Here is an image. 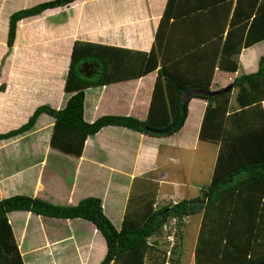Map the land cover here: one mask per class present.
<instances>
[{
  "label": "crops",
  "instance_id": "crops-1",
  "mask_svg": "<svg viewBox=\"0 0 264 264\" xmlns=\"http://www.w3.org/2000/svg\"><path fill=\"white\" fill-rule=\"evenodd\" d=\"M40 1L0 0V132L22 124L40 104L61 108L80 88L84 90L83 118L87 121L107 113L145 119L154 112L155 118L165 108L161 101L149 111L160 67L184 82L209 80L208 90L231 82L223 125L236 128L264 124V90L259 89L257 99L243 105L238 96L251 95L246 91L240 94L241 88L233 85L236 75L258 68L264 38L242 46L232 55L236 69L218 63L236 0H205V8L178 18L176 14L185 8L179 1L173 14L164 20L158 40L156 33L167 0H74L19 19L13 42L8 45L9 15ZM75 45L76 55L87 48L93 53L101 51L98 53L104 57L107 81L81 86L71 79L69 64ZM153 45L157 65L144 73L145 59ZM102 46H106L107 54ZM101 62L94 58L80 60L77 71L82 78L98 79ZM160 78L164 81V74ZM198 89L189 88L183 95ZM207 102V98L192 96L183 125L171 134L153 135L124 125H104L86 136L79 155L51 145L55 118L43 111L29 129L0 138V198L24 193L63 205L96 195L101 198L104 213L120 228L125 218L129 223L142 219L148 211L146 202L156 208L173 198L194 197L193 193L186 194L194 183L182 161L201 159L193 165L201 172L197 179L201 189L211 180L221 145L220 138L199 135ZM175 170L179 179L172 174ZM136 182L139 198L131 205ZM239 189L243 195L253 192L248 183L235 191ZM242 205L247 217L237 215L241 220L237 222L250 226L258 203L251 207L245 200ZM204 214L203 209L189 214L181 234L175 236L178 248L172 251L170 264H235V258L228 259L230 256L223 252L213 256L211 251L197 250ZM6 215L16 246L15 253H7L6 264H98L105 256V238L89 219L47 216L25 209L11 210ZM254 223L247 231L250 239L255 232H264V218ZM155 240L159 244L163 235ZM255 245V253L264 256V240L259 239Z\"/></svg>",
  "mask_w": 264,
  "mask_h": 264
},
{
  "label": "trees",
  "instance_id": "trees-1",
  "mask_svg": "<svg viewBox=\"0 0 264 264\" xmlns=\"http://www.w3.org/2000/svg\"><path fill=\"white\" fill-rule=\"evenodd\" d=\"M72 1L74 0H42L14 10L9 15L7 44L11 45L13 42L19 19L37 14L45 8L67 5ZM179 1H183L185 8L184 11L181 10L176 14L178 18L188 12L195 13L197 10L205 8V0H167L156 33L157 40L162 34L164 20L173 14ZM261 38H264V0H236L220 50L219 66L231 70L236 69L237 61L232 55L238 53L242 46L252 44ZM105 47L100 48L107 54ZM98 51L93 53L87 48L84 53L76 55V45L74 46L73 57L69 64V75L72 80L79 83L78 85L99 84L108 80L104 57ZM211 54L214 56L216 51L214 50ZM86 58L102 61V72L98 79L82 78L77 71L78 62ZM156 65L157 50L156 45H153L147 53L143 72L154 69ZM160 68H158V76L154 83L149 111H152L154 106L160 104L161 101L165 108H163V113L160 112L155 118H152L155 115L154 112H149L145 119L132 115L107 113L92 121H87L83 118L84 90L80 88L67 98L61 108H53L47 104L36 106L26 121L17 127L0 132V138H8L29 129L37 116L45 111L55 118L50 136L51 145L62 151L79 155L82 152L86 136L107 124L124 125L153 135L171 134L183 125L189 99L192 96H200L207 98L208 102L199 135L201 138L221 139L211 180L201 188V194L190 198L171 200L172 202H166L156 208L151 207L150 201L146 202L145 209L148 210L146 215L142 219L140 217L138 221L132 219L134 221L132 223H129L131 221L125 218L120 228H117L104 213L101 198L96 195L82 197L75 204L63 205L24 193L2 197L0 198V254L4 258L0 259V264L7 263V253H15L13 247L15 249L16 246L12 242L11 228L6 214L17 209L31 210L47 216L84 217L91 220L103 234L107 245L105 256L98 264H163L165 252L154 260L155 256L149 248H154L157 245L150 244L149 240L154 236L159 237V234L163 235V222L170 216L186 214L189 217V214L203 209L205 214L197 238L198 251L205 249L211 251L213 256L223 252L226 257L230 256L228 259L235 258V264L264 263V256L256 254L257 248L256 245L254 246L259 243V239L264 240V232H255L256 236L253 239L251 236L252 241L247 235V231L250 232L249 229L251 225L255 224V220L264 218V124L236 125V128L232 125H223L229 90L214 95L201 92L183 95V92L189 88L208 90L210 81L184 82ZM162 71L164 81L160 78V75H163ZM233 85L241 88L240 94H244V91L250 93V98L238 96L243 105L255 101L256 95L259 94L257 91L264 90V54L259 58L258 68L255 71L236 75ZM248 87L252 89L247 90ZM220 109L221 113H219ZM239 128L240 130H238ZM245 183L250 185L253 192L243 195L240 192L241 189L235 191L238 186ZM137 195L135 194V197L131 199V204L135 198H139ZM245 200L247 206L251 207L258 203V208L255 209L256 215H254L250 226L237 222L241 221L237 220V215L243 219L245 218L243 216H246L242 207ZM148 206L151 208L148 209ZM187 221L181 222L175 227V236L181 234ZM255 227L261 230L257 223ZM254 234L252 233V235ZM176 245L175 243L172 246ZM148 258L150 261H147Z\"/></svg>",
  "mask_w": 264,
  "mask_h": 264
},
{
  "label": "rangeland",
  "instance_id": "rangeland-1",
  "mask_svg": "<svg viewBox=\"0 0 264 264\" xmlns=\"http://www.w3.org/2000/svg\"><path fill=\"white\" fill-rule=\"evenodd\" d=\"M117 8H114V10H116ZM1 36V35H0ZM4 130H8V129H4ZM201 159H199L198 157H195L194 158V161H191V163H188V162H184L182 161V164L183 166H186L187 167V171H188V174H191V178L193 179L192 183L193 184V187H188V190H186V194L190 195L191 193H193L194 196H199L201 194V189L198 188L197 186V179L199 178V175L201 174L200 171L197 170L196 167H194L193 165H196L198 164V162H200ZM172 174H174V178H180L178 177V171L175 170V171H172ZM201 181H204L205 182V179H201ZM138 182L135 183L134 187H133V193L131 194V199L134 198L135 196V191H136V184ZM209 183V181H208ZM147 187V186H146ZM146 189H148L149 191L153 192L152 191V188L151 187H147ZM174 199V198H173ZM172 199V200H173ZM175 200V199H174ZM132 200H130L131 202ZM161 202V201H160ZM168 202H172L171 200H168ZM132 205V204H131ZM189 219V218H188ZM189 229V232H190V227L188 228ZM168 240H162L157 246H155L154 248L153 247H150L149 250L151 251V253L155 256L154 260H156L158 257H161V255L165 252L164 249H165V246H167V243ZM185 246L189 247L187 243H184ZM187 247L184 248V251L186 252L187 251ZM177 245L174 247L173 246V251L175 252V249H177ZM147 261H150V259L148 258Z\"/></svg>",
  "mask_w": 264,
  "mask_h": 264
},
{
  "label": "built area",
  "instance_id": "built-area-1",
  "mask_svg": "<svg viewBox=\"0 0 264 264\" xmlns=\"http://www.w3.org/2000/svg\"><path fill=\"white\" fill-rule=\"evenodd\" d=\"M174 200V199H173ZM188 220V215L184 214L182 216L178 215H173L170 216L168 219H166L163 222L162 225V232H163V238L164 240H168V245L165 246V259L163 261V264H170V259L169 257L171 256L172 253V245L176 243V237H175V227L181 223V222H186ZM157 237L154 236L153 239ZM156 240H149L150 244H155L158 245V243L155 242Z\"/></svg>",
  "mask_w": 264,
  "mask_h": 264
},
{
  "label": "water",
  "instance_id": "water-1",
  "mask_svg": "<svg viewBox=\"0 0 264 264\" xmlns=\"http://www.w3.org/2000/svg\"><path fill=\"white\" fill-rule=\"evenodd\" d=\"M232 87V83H228L227 85H224L223 87H220L219 89H213V90H205V89H198L199 92L201 93H205V94H216V93H219V92H223V91H226L228 89H230Z\"/></svg>",
  "mask_w": 264,
  "mask_h": 264
}]
</instances>
